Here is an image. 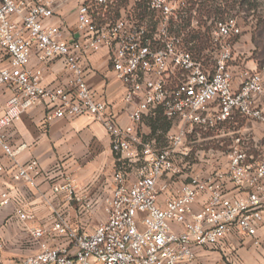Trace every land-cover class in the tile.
<instances>
[{"label": "built area", "instance_id": "built-area-1", "mask_svg": "<svg viewBox=\"0 0 264 264\" xmlns=\"http://www.w3.org/2000/svg\"><path fill=\"white\" fill-rule=\"evenodd\" d=\"M75 1L79 36L70 40L65 24L55 20L57 0H0V95L6 97L0 147L14 159L24 145L14 148L7 128L42 105L47 121L80 115L100 120L112 138L118 167L103 198L106 219L87 232L57 213L50 225L30 229L40 250L22 264H194L197 246L219 249L231 233L256 235L264 220V142L254 160L247 150L250 137L234 131L228 167L210 172L192 170L185 145L195 127L218 128L236 116L264 124V74L234 63L238 20L216 22L215 55L208 64L195 55L186 33L171 28L185 0H149L147 10L155 18L128 7L116 19L109 17L114 0ZM102 48L124 83L123 101L135 104L128 124L116 120L86 80L83 58ZM33 56L63 58L66 82L43 84L44 71L31 66ZM157 110L173 121L163 147L140 128ZM37 164L21 166L14 178L34 183L29 171ZM4 171L0 164V174ZM178 179L182 184L175 188ZM229 185L239 192L230 196ZM76 190L72 180L54 186L71 202L78 200ZM203 195L206 201L195 208ZM1 197V204L10 203L8 192ZM19 214L31 218L22 210Z\"/></svg>", "mask_w": 264, "mask_h": 264}, {"label": "crops", "instance_id": "crops-1", "mask_svg": "<svg viewBox=\"0 0 264 264\" xmlns=\"http://www.w3.org/2000/svg\"><path fill=\"white\" fill-rule=\"evenodd\" d=\"M77 9L75 0H57L55 20L65 24L70 40L79 36ZM83 65L89 86L99 98L108 102L116 120L128 124L129 113L135 104L123 101L125 86L112 68L108 49L102 48L85 56ZM31 66L43 69L45 85L66 82L68 71L63 58L40 61L33 56ZM5 101V95L1 94L0 113ZM238 117L241 116H236L220 128L233 127L229 129L232 135L240 130L234 126ZM253 122L254 132L249 133L247 150L256 160L264 142V124ZM140 128L151 134L146 118ZM7 140L14 148L23 145L24 148L13 159L0 147V164L5 169L0 174V264H22L26 256L38 252L40 243L30 229L50 225L57 213H62L73 227L87 232L93 231L106 219L103 198L113 188V174L118 160L112 149V138L100 120L91 115H80L47 121L46 108L36 105L7 128ZM32 160L38 162L29 171L34 183L25 178L15 179L19 168ZM227 167L228 158L225 157L218 167L201 171L226 170ZM67 180L76 184L78 200L71 202L64 192L54 191L55 185L64 184ZM181 184L182 181L174 182L172 186L180 188ZM3 191L8 192L11 198L7 205L1 204ZM229 192L233 196L239 190L229 185ZM206 199L207 195L201 196L195 208H200ZM19 210L28 213L31 218H21ZM174 230L179 232L182 226L174 225ZM55 243L57 241L50 242ZM195 251L197 257L194 264H264V220L254 236L234 232L222 240L219 249L197 246Z\"/></svg>", "mask_w": 264, "mask_h": 264}, {"label": "rangeland", "instance_id": "rangeland-1", "mask_svg": "<svg viewBox=\"0 0 264 264\" xmlns=\"http://www.w3.org/2000/svg\"><path fill=\"white\" fill-rule=\"evenodd\" d=\"M128 0H114L111 5L110 18L116 19L119 16L118 8ZM142 0H131V4ZM149 0L144 2V5ZM186 5L178 11L177 16L173 18L171 28L176 34H194L197 40L200 57L204 58L206 63L211 64L215 55V46L213 44V32L218 20H224L227 17H235L241 26V34L235 38V56L236 65L246 66L260 70L264 74V0H185ZM190 3H193L190 4ZM201 3L204 5L202 6ZM144 5H140L143 9ZM122 9V8H121ZM185 10L183 21L180 20V12ZM207 10V11H206ZM208 10H212L209 12ZM225 12L219 14L216 11ZM214 11V12H213ZM219 11V12H220ZM148 15L151 12L148 11ZM154 15H151L153 18ZM155 18V17H154ZM187 25V26H185ZM184 26V27H183ZM184 29V30H182ZM188 31V32H187ZM187 39V37H186ZM185 39V40H186ZM234 126L240 129L244 137H250L255 122L247 121L245 118L238 117ZM197 128V127H195ZM194 128V129H195ZM194 129L189 133L185 145L189 153L187 160L193 166V171H205L219 166V162L226 157L231 144L232 135L230 128H215L212 134H203L202 132L194 133ZM254 132V131H253ZM159 139L161 145L167 143L166 135L160 133L146 134ZM249 134V135H248ZM128 170H133L128 166ZM181 180H174L179 182ZM175 185V184H174Z\"/></svg>", "mask_w": 264, "mask_h": 264}, {"label": "trees", "instance_id": "trees-1", "mask_svg": "<svg viewBox=\"0 0 264 264\" xmlns=\"http://www.w3.org/2000/svg\"><path fill=\"white\" fill-rule=\"evenodd\" d=\"M129 1V3H125V4H123L122 6H121V8H128V7H135V8H140L141 6L140 5H144V2L146 1V0H142L141 1V3H139V5L137 4V2L136 3H134V4H131V0H128ZM127 1V2H128ZM190 4H192L193 5V3H190ZM201 5L202 6H204L202 3H201ZM121 8L119 9L118 8V11L120 12V10H121ZM141 11H142V13L143 14H145V15H148L149 13H148V10H147V4H145L144 5V7H143V9L141 8ZM180 11V10H179ZM207 11V10H206ZM209 12H211L212 10H208ZM220 11V10H219ZM216 11V13H219V14H221V13H223V12H225L226 10H223V11ZM185 12V10H181V12H180V20H182L183 21V18L184 17H186V16H183V14L182 13H184ZM214 12V11H213ZM110 13H111V10H110V12H109V15H110ZM120 14V13H119ZM185 26H187V25H185ZM184 27V26H183ZM182 30H184V29H182ZM193 35L194 34H192V33H190V34H187L186 36H185V39H186V37H187V39H186V42L187 43H192V45H191V48H192V50L194 51V53H195V55L196 56H198L199 58H201V59H203L204 61H205V59L204 58H202V57H200V54H201V52L199 51L200 49H201V46L199 47V44L197 43V40L196 39H194V37H193ZM146 118V122H147V124L151 127V134H156V133H160V134H162V135H166L167 134V132L169 131V129L172 127V124H173V121L172 120H170V119H168L164 114H163V111H161V110H157L154 114H149L148 116H146L145 117ZM220 127V126H219ZM214 130H215V128H202V127H197V128H195L194 129V133H197L198 131L199 132H202L203 134H212V133H214ZM157 142L159 143V146L161 147H163V146H165L166 144H164V145H161L160 144V142H159V139L157 140Z\"/></svg>", "mask_w": 264, "mask_h": 264}]
</instances>
